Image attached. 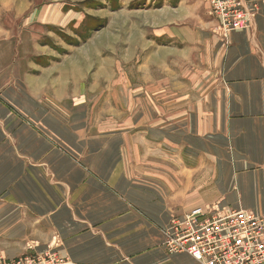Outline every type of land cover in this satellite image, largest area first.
Returning <instances> with one entry per match:
<instances>
[{"label": "crops", "instance_id": "0c3cea01", "mask_svg": "<svg viewBox=\"0 0 264 264\" xmlns=\"http://www.w3.org/2000/svg\"><path fill=\"white\" fill-rule=\"evenodd\" d=\"M159 20L176 46L111 135H91L84 115L61 127L0 75V264L49 251L70 264H198L166 251L174 216H264V3L228 39L205 0H164Z\"/></svg>", "mask_w": 264, "mask_h": 264}, {"label": "rangeland", "instance_id": "374dc122", "mask_svg": "<svg viewBox=\"0 0 264 264\" xmlns=\"http://www.w3.org/2000/svg\"><path fill=\"white\" fill-rule=\"evenodd\" d=\"M163 6L164 0H0V75L17 81L11 87L29 108L59 116L61 127L68 116L77 122L84 115L91 135H111L116 123L128 125L129 95L141 92L145 79L160 78L159 58L176 46L162 35Z\"/></svg>", "mask_w": 264, "mask_h": 264}, {"label": "built area", "instance_id": "2783aa9c", "mask_svg": "<svg viewBox=\"0 0 264 264\" xmlns=\"http://www.w3.org/2000/svg\"><path fill=\"white\" fill-rule=\"evenodd\" d=\"M223 39L248 29L264 0H205ZM251 6V7H250ZM170 254H184L198 264H264V216L215 206L173 217L164 230ZM3 264H70L55 251L24 256Z\"/></svg>", "mask_w": 264, "mask_h": 264}]
</instances>
